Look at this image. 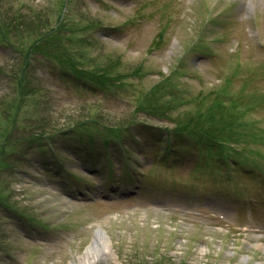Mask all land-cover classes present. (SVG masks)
<instances>
[{"label":"rangeland","instance_id":"374dc122","mask_svg":"<svg viewBox=\"0 0 264 264\" xmlns=\"http://www.w3.org/2000/svg\"><path fill=\"white\" fill-rule=\"evenodd\" d=\"M206 120L228 147L168 136ZM99 230L95 264H264V0H0V264Z\"/></svg>","mask_w":264,"mask_h":264},{"label":"trees","instance_id":"16d2710c","mask_svg":"<svg viewBox=\"0 0 264 264\" xmlns=\"http://www.w3.org/2000/svg\"><path fill=\"white\" fill-rule=\"evenodd\" d=\"M52 33L48 34L49 36H51ZM30 58L26 57V60H25V63L23 64V68H22V77L20 78V83L21 85L23 86V84L26 85V81H27V77H26V73H27V70L28 68L30 67ZM67 70V69H66ZM74 70L72 69H68V72L72 73ZM20 85V86H21ZM21 86V88H22ZM170 109V108H169ZM169 109H166L163 113H159L158 111H155L154 108L152 109H146V110H143V111H138V112H143V113H147V114H152V115H156L159 114L160 117L162 118H168L166 116L167 112H169ZM202 112H200L199 114H201ZM86 122H88V124H92V125H95L96 127L98 126L99 127V124L100 125H106L105 123L103 122H100L99 120L97 119H90V120H87ZM205 122H210L209 120H206V121H202L200 122L201 124H198L197 126H195L196 129H192L189 130L188 127L186 126H189V124H191L190 122H187V123H179L178 127L176 128H173L172 130H169L168 131V136H171V137H174V138H180L181 136H185V132H190L192 135H194L195 137L199 138L200 137V140L202 143H204L206 146H207V149L209 148L210 150H214L215 147L216 149L217 148H225V147H228V144L227 142H230L229 140H226V138H228V135L227 134H223V132H221V135H216L215 134V130H216V125L214 123V121L212 122L213 123V134H210L212 132H207L206 130V124ZM84 122H81L80 124L79 123H73L74 125L76 126H79L81 124H83ZM78 124V125H77ZM75 127V126H74ZM58 131V130H57ZM117 131V128H107V131L106 132H110V133H113L115 134ZM213 135V136H212ZM215 135V136H214ZM216 136H219V137H216ZM237 140L241 139V138H236Z\"/></svg>","mask_w":264,"mask_h":264},{"label":"bare ground","instance_id":"6f19581e","mask_svg":"<svg viewBox=\"0 0 264 264\" xmlns=\"http://www.w3.org/2000/svg\"><path fill=\"white\" fill-rule=\"evenodd\" d=\"M110 256H112L110 241L104 232L99 230L94 245L88 249L86 255L80 261L82 264H95L99 258Z\"/></svg>","mask_w":264,"mask_h":264}]
</instances>
